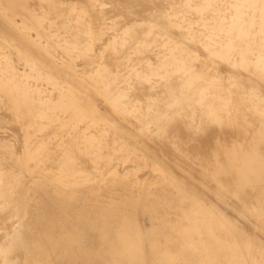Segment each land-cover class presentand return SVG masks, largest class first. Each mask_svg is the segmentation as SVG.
<instances>
[{"label":"rangeland","instance_id":"374dc122","mask_svg":"<svg viewBox=\"0 0 264 264\" xmlns=\"http://www.w3.org/2000/svg\"><path fill=\"white\" fill-rule=\"evenodd\" d=\"M167 1L0 0V264H264V1Z\"/></svg>","mask_w":264,"mask_h":264},{"label":"bare ground","instance_id":"6f19581e","mask_svg":"<svg viewBox=\"0 0 264 264\" xmlns=\"http://www.w3.org/2000/svg\"><path fill=\"white\" fill-rule=\"evenodd\" d=\"M42 1V0H41ZM167 1V0H166ZM173 1V0H172ZM176 1V0H175ZM175 1H173V2H175ZM182 1H185V2H190V1H192V0H182ZM264 1V0H263ZM43 2H45V1H43ZM168 3L170 2V1H167ZM172 2V3H173ZM177 2H178V0H177ZM158 3V2H157ZM157 3H155V5H152V7H154V6H156V8H157ZM171 3V2H170ZM169 3V4H170ZM171 3V4H172ZM176 3V2H175ZM162 4H165L164 2L162 3ZM167 4V3H166ZM165 4V5H166ZM150 5V4H149ZM158 5H160V3L158 4ZM137 6V5H136ZM261 7V14H262V16H263V18H264V2L263 3H261V5H260ZM159 7H161V5L160 6H158V8ZM102 8V7H101ZM148 8H149V6H148ZM155 8V7H154ZM155 8V10H156V12H158L157 10L158 9H156ZM163 8V7H162ZM104 9V8H103ZM133 9H135V8H133ZM138 9H140V8H138ZM145 9V8H144ZM150 9H151V6H150ZM161 9V8H160ZM141 10V9H140ZM143 10V9H142ZM155 10H154V12H155ZM133 11V10H132ZM145 11V10H144ZM149 11V10H148ZM170 12V11H169ZM151 14H152V12H150ZM208 13V12H207ZM134 14V13H133ZM139 14H140V12H139ZM171 14V13H170ZM132 15V14H131ZM142 15V14H141ZM147 16H148V14H147ZM151 15H149V17H150ZM224 16V15H223ZM129 17H131V16H129ZM137 17V16H136ZM181 17V16H180ZM131 18H133V16L131 17ZM135 18V17H134ZM138 18V17H137ZM141 18V17H140ZM129 20V19H128ZM131 20H133V19H131ZM142 20H145V19H142ZM114 21H115V19H114ZM135 21V20H134ZM137 21H139V19L137 20ZM129 22V21H128ZM136 22V21H135ZM123 23V22H122ZM119 25V24H118ZM119 27H120V25H119ZM115 28V27H114ZM118 27H117V31H118ZM110 30H112V29H110ZM108 34V33H107ZM110 34H113L112 32L110 33ZM111 36V35H110ZM105 38V37H104ZM104 38H103V42H104ZM106 38H108V37H106ZM114 42H115V40H114ZM101 43V42H100ZM105 43V42H104ZM128 43V42H127ZM103 44V43H102ZM97 45V44H96ZM94 46V45H93ZM102 47V46H101ZM95 48V47H94ZM98 48V47H97ZM96 49V48H95ZM99 49V48H98ZM116 49H117V47H116ZM99 50H102V48L101 49H99ZM95 51V50H94ZM96 51H97V49H96ZM240 58H242V57H240ZM143 59V58H142ZM143 64V63H142ZM141 64V65H142ZM146 69V68H145ZM143 70V69H142ZM244 70H246V69H244ZM92 76V75H91ZM118 76H120V75H118ZM262 77H263V79H264V73H263V75H262ZM198 78H200V76H198ZM107 80V79H106ZM124 82V81H123ZM116 90V89H115ZM117 91V90H116ZM224 91V90H223ZM184 93V92H183ZM223 93H225V92H223ZM164 94H166V93H164ZM186 94V93H185ZM189 95V94H188ZM164 99L166 98V97H163ZM94 109L95 110H97V112L98 111H100V109L98 108V106H94ZM5 111V110H4ZM210 116L211 117H214V116H216L215 115V113L213 112V111H210ZM107 121V120H106ZM135 122V121H134ZM112 124V123H111ZM114 126V125H113ZM118 126V125H117ZM119 127V126H118ZM194 127L195 128H201V120L199 121L198 119H196V122H195V124H194ZM21 138V137H20ZM16 139V138H15ZM22 140V139H21ZM14 141V140H13ZM28 141H29V139H24L23 140V153H15L14 152V149H13V147H14V145H13V147H12V145H0V149L2 150V151H5V152H10V153H14L15 155H17V157L18 156H20L21 154L23 155V157H24V159H27L28 157H29V154H28V152L30 151V147L27 145L28 144ZM13 144V143H12ZM140 147V146H139ZM141 148V147H140ZM139 150V149H138ZM142 155V154H141ZM19 159H20V157H18ZM127 165H129V164H127ZM158 168L160 167V169H161V167L163 168V166H162V164H155ZM119 166H121V165H119ZM124 166V165H123ZM109 168V167H108ZM113 168V167H112ZM111 168V169H112ZM130 168V167H129ZM120 169V168H119ZM164 169V168H163ZM117 170V169H116ZM125 170V169H124ZM107 171V170H106ZM39 174V173H38ZM1 263V262H0Z\"/></svg>","mask_w":264,"mask_h":264}]
</instances>
